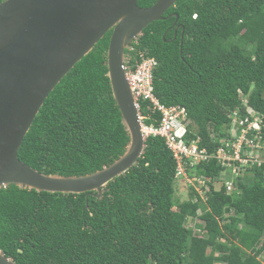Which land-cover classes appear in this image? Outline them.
I'll list each match as a JSON object with an SVG mask.
<instances>
[{
    "label": "trees",
    "instance_id": "16d2710c",
    "mask_svg": "<svg viewBox=\"0 0 264 264\" xmlns=\"http://www.w3.org/2000/svg\"><path fill=\"white\" fill-rule=\"evenodd\" d=\"M111 33L46 98L21 160L48 174L85 175L124 153L130 136L108 75ZM131 45L126 53L134 58L139 51L157 58L156 96L187 109L188 137L201 136L210 153L229 137V113L247 114L244 97L264 114V0H178ZM147 104L144 123L159 125L161 113ZM262 136L263 153L264 123ZM145 144L101 198L96 191L1 188V251L18 264H264V162L234 177L216 158L189 165L188 176L210 179L203 201L177 175L162 136L151 134ZM176 183L187 184L188 198L177 196Z\"/></svg>",
    "mask_w": 264,
    "mask_h": 264
},
{
    "label": "water",
    "instance_id": "95a60500",
    "mask_svg": "<svg viewBox=\"0 0 264 264\" xmlns=\"http://www.w3.org/2000/svg\"><path fill=\"white\" fill-rule=\"evenodd\" d=\"M0 1V189L16 184L37 191L97 192L135 165L145 138L126 77V50L178 0ZM177 15L171 13L169 16ZM112 30L108 75L130 140L116 160L85 175L44 173L19 157V149L46 98L68 72ZM0 264H18L0 249Z\"/></svg>",
    "mask_w": 264,
    "mask_h": 264
},
{
    "label": "built area",
    "instance_id": "2783aa9c",
    "mask_svg": "<svg viewBox=\"0 0 264 264\" xmlns=\"http://www.w3.org/2000/svg\"><path fill=\"white\" fill-rule=\"evenodd\" d=\"M139 58L129 55L126 60V76L134 93L136 106L140 111L144 138L149 135H159L165 139L167 146L171 149L177 160V175H184L187 182L194 180L200 184L201 190H210L205 177H190L187 174V167L210 161L216 158L231 175L224 171L227 177H234L245 172L247 167L262 164L264 155L259 150L263 147V118L264 114L252 108L245 101L247 114L241 116L238 109L229 115L232 118V126L228 129L229 137L221 140L216 150L210 153L206 147L200 146L201 136L188 137V113L185 107L179 105L167 106L160 101L154 92L153 71L158 65L155 57L147 56L139 51ZM143 102H147L148 109L152 113L160 112L162 115L159 125H147L144 123L145 115L142 114ZM202 162V163H203ZM227 188L232 191L233 181L227 182Z\"/></svg>",
    "mask_w": 264,
    "mask_h": 264
},
{
    "label": "rangeland",
    "instance_id": "374dc122",
    "mask_svg": "<svg viewBox=\"0 0 264 264\" xmlns=\"http://www.w3.org/2000/svg\"><path fill=\"white\" fill-rule=\"evenodd\" d=\"M244 100L246 101V97H244ZM263 155H264V152H263ZM230 170H232V169H230ZM230 170H226V172H227V174L228 175H231V172H230ZM177 183H179L178 181H177ZM176 183V187H177V196L178 197H180L181 199H186V198H188V186H187V184L185 183V184H183V185H179V184H177ZM198 183V182H197ZM195 183L194 182V180L191 178V180H189L188 181V184L190 185V186H195L198 190H199V192H200V194H201V196H202V199H203V201H205L208 197L206 196V192H208L209 190L208 189H206L205 190V188H206V186H203V190H201V188H200V184L198 183ZM199 219H197L196 221H198ZM188 225H193V223H192V221L190 220L189 222H188ZM262 259L264 260V258L262 257Z\"/></svg>",
    "mask_w": 264,
    "mask_h": 264
},
{
    "label": "clouds",
    "instance_id": "9594fccd",
    "mask_svg": "<svg viewBox=\"0 0 264 264\" xmlns=\"http://www.w3.org/2000/svg\"><path fill=\"white\" fill-rule=\"evenodd\" d=\"M138 39V38H137ZM136 39V40H137ZM135 40V41H136ZM134 42V41H133ZM130 50H133L134 48L132 47V45H131V48H129ZM129 55H131L130 53H126V60H127V57L129 56ZM151 57H154V56H151ZM156 58V57H155ZM157 59V58H156ZM126 73H127V70H126ZM127 77V76H126ZM230 114V113H229ZM232 122V121H231ZM189 129V128H188ZM228 129H229V127L226 129V133L228 132ZM189 132V131H188ZM187 136H188V133H187ZM223 139V138H222ZM146 140V139H145ZM219 145V144H218Z\"/></svg>",
    "mask_w": 264,
    "mask_h": 264
}]
</instances>
